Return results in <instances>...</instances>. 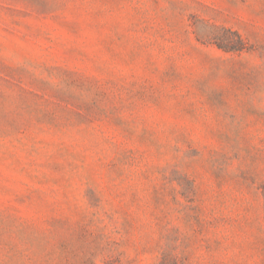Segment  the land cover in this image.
<instances>
[{
  "label": "rangeland",
  "instance_id": "1",
  "mask_svg": "<svg viewBox=\"0 0 264 264\" xmlns=\"http://www.w3.org/2000/svg\"><path fill=\"white\" fill-rule=\"evenodd\" d=\"M0 264H264V0H0Z\"/></svg>",
  "mask_w": 264,
  "mask_h": 264
}]
</instances>
